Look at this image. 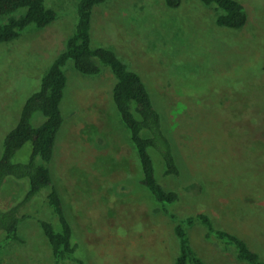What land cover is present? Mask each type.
<instances>
[{
	"label": "rangeland",
	"instance_id": "obj_1",
	"mask_svg": "<svg viewBox=\"0 0 264 264\" xmlns=\"http://www.w3.org/2000/svg\"><path fill=\"white\" fill-rule=\"evenodd\" d=\"M238 1L248 12L242 29L217 26L214 7L199 0L174 9L165 0H108L94 9L91 37L142 77L162 115L182 173L165 177L154 156L159 180L181 195L172 210L182 218L208 213L264 259V0ZM46 5L57 13L54 22L0 44V153L76 23L77 0ZM102 68L91 77L67 64L64 124L50 164L76 256L83 264H174V222L140 184L137 153L112 103L114 77ZM184 86L191 93L182 94ZM29 152L27 145L15 160ZM43 209L39 200L25 208L34 218L22 222V241L5 249L0 264H52L35 217ZM188 234L205 264H243L201 226Z\"/></svg>",
	"mask_w": 264,
	"mask_h": 264
},
{
	"label": "trees",
	"instance_id": "obj_2",
	"mask_svg": "<svg viewBox=\"0 0 264 264\" xmlns=\"http://www.w3.org/2000/svg\"><path fill=\"white\" fill-rule=\"evenodd\" d=\"M107 1L77 0L76 23L65 41L64 50L41 76L38 90L26 98L18 122L3 140L0 153V255L10 244L22 241V222L34 218L25 212V208L39 200L44 209L38 210L42 215L35 214V217L49 246L52 264H83L76 256L73 227L50 168L57 137L64 124L61 105L68 83L65 68L71 62L73 69L85 76L100 75L102 67H107L113 75L112 103L137 153L142 173L140 184L174 222L173 232L179 247L174 264H205L193 249L188 234V230L196 225L205 230L207 239L233 249L236 259L243 264H264V259L243 237L218 228L208 213L201 211L182 218L172 210L181 195L175 189L166 188L159 180L154 156L159 159L165 177L177 179L182 173L162 115L142 77L112 48L92 43L94 9ZM199 1L214 7L217 12L215 23L219 27L242 29L248 21L246 7L238 0ZM181 3L182 0H165L166 6L173 9ZM56 18V11L46 5V0H0V44L17 39L31 26L47 27ZM191 89L184 86L181 93L187 90L191 93ZM36 121L39 123L35 124ZM27 145L30 146L27 158L15 160ZM9 182L12 189L6 193ZM21 188H24L23 195Z\"/></svg>",
	"mask_w": 264,
	"mask_h": 264
}]
</instances>
